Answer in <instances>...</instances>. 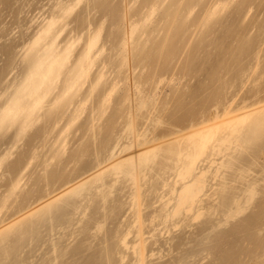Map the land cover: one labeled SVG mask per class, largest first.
I'll return each mask as SVG.
<instances>
[{"label": "rangeland", "instance_id": "1", "mask_svg": "<svg viewBox=\"0 0 264 264\" xmlns=\"http://www.w3.org/2000/svg\"><path fill=\"white\" fill-rule=\"evenodd\" d=\"M145 1H147V3ZM150 1L152 2V0ZM150 1L143 0L145 4H151ZM169 1L170 0H167V1L163 0L162 2L161 0L162 2L161 4L159 0L158 1L156 0V2L160 3L161 5H158L156 2H152L151 5L155 3L154 4L155 6L153 5V7L152 6L150 7L149 5L145 7L146 5L142 3V0H132V1L128 0L129 6L126 5V2H127L126 0L125 1L123 0H86V1L85 0H0V185H1L0 186V206L4 204L3 208L1 209L2 212L0 213L1 218L4 217V215L3 216L1 215L3 214L4 211L12 212V213L14 210L17 211V207H19L17 204L21 203V200H23L22 198H24L25 195L27 196L31 194L33 195V193L34 194L36 193L35 190L37 191L38 189L40 190L42 188L45 189L46 187L44 186L46 184V180H45L44 175H46L48 172L49 173H52L53 171H54L53 173H55L56 171L59 172L60 169L62 168L63 170H66V172L68 171L67 173H69V170H71L70 172L72 174L74 172L73 170H76L79 168V165L80 163L83 162V159L84 161L85 159H87V161H85L86 165H91L89 164V162L96 160L95 153H93L94 150L92 151V149L93 148L96 149V146L98 145L96 141L98 140L99 142L100 135L105 137L104 139L101 136V138H103V140L101 139L102 142L104 140H107L108 137H111L109 139H112L113 135L115 138L122 137L123 139L125 137V139L123 140L124 142L122 141L123 143L129 142L128 141L129 139H127L126 137L128 135L126 136L124 135L126 134L125 129H124L126 125L125 123L127 121L126 114L129 113L127 110L131 108L130 112L132 110L133 113L134 112L140 113V111L138 112L137 110H133L132 109L133 107L130 106V103L133 101V98L135 97L136 98L134 99V101L143 96L144 98L147 97V95L148 97H150V98L148 97L146 98L147 102L149 101L148 106L141 109V113L139 114V118L137 119L139 122V125H138L139 128L138 127L137 128L138 130L141 131V132L139 131V133H142L143 131H145V133L146 131L147 133L149 132L147 134V138H149L148 136L152 135L150 136L152 137V139H156V138H153V134L156 133L155 131L157 130H158L157 134L158 132L160 134V131H161L162 135H163V132L164 133H166L167 131L169 132V135H167V133H166V136L164 135L165 137H163L162 135H159L158 138L160 139L162 137L164 139L167 136L169 139V136L170 134H172L173 130L174 131L176 130L177 134L186 132L184 130L186 129L189 130L188 125H186L187 122H189V120L195 119L194 116L196 117L203 116V115H200L201 113L204 114V117H205V115L206 116L208 115V113L207 114L205 113L209 112L210 110L211 111L209 113L216 112L214 111L216 106L219 107L218 109L221 110V109H224L225 103H226L225 105H227L233 101L234 105L232 103V107H236L235 104L238 105V107L239 106L241 107L243 106V103L247 104L246 101H250L248 102L249 105H247L250 107V106H253V104H256L259 100L264 101V73H262L264 72V61H261V60H264V0H223V1L215 0L217 3L213 0L212 1L211 0L210 1L209 0H196L195 3H197L198 1L199 5L197 4L195 6V3L193 2L195 6L194 10L193 9L190 10V8L194 7L193 4H191L190 8L188 7L185 10L186 12L181 11L184 14L181 13L179 20H182L181 21L182 26H185L187 24L186 27H189V28L188 30L186 29L184 31L181 30L183 29V27L180 29V32L178 33V35L176 36L174 40V42L178 43V44L174 43L177 46L172 43L174 46H176V49L174 50L175 54L172 52L175 47L171 46L172 51L171 50L170 51L174 55L172 56L171 55L172 53L169 51V55L165 54V56L168 55L169 57L168 56L165 57L166 59L164 60L166 62H164L163 60L164 56L155 57V60H154V56H152L151 53L153 51L152 49L156 47L153 46L151 49V46L153 45L152 43L157 44L156 41L159 40L158 39L159 36H160V40H161V37L162 38L164 37L163 27H165L164 23L166 22V18L163 17V15H165V12L162 13V11L166 10L165 8L169 6V4H167L169 3ZM123 2H124V6H123ZM164 2L167 7L164 6L165 5ZM210 2H212V4ZM141 5L143 6V8ZM127 6L129 7L128 9H127ZM130 6L133 9V12L140 8V10H137L136 13L134 12L133 18H132V10L130 9ZM156 6L158 7L161 6V8L157 7L158 9L156 8L155 10L154 7ZM121 7H123V9L126 7L124 9L125 12L123 11ZM163 7L164 9H162ZM153 8L155 10L154 12H153ZM146 9H147V12L150 14L146 12ZM129 10L131 13L129 12ZM187 10L189 11V14H190L189 16L187 15L188 13ZM140 11L141 12L144 11L145 13L143 12L144 13L143 14ZM207 11L208 12L210 11V13H208ZM127 12H128V15L129 13L131 15V16L130 15L128 16V17H131L129 19V21L130 20L132 21V22L130 21L131 23L127 22L128 20ZM124 13H126V19H127L125 21L126 23L124 22V19H123L124 18L123 15L125 16ZM162 19H165V20H162ZM179 20L176 22L177 24L178 23L181 24ZM159 21L160 22L164 21V22H161L163 23L161 24L159 23ZM156 24L159 26L161 25V28H160L162 29L161 32L159 28L155 29V27L157 26ZM133 25L138 26L136 27L137 29L136 28L133 29L134 28ZM49 26H50V29L46 31L45 29L48 28ZM149 26L151 28H149ZM99 28H101L100 29L101 31H99ZM97 30L100 34L99 35L100 37H96L98 34H96L95 37H96V40L97 38L100 40L96 41L97 44L95 43L93 45L94 47L90 48L89 43L95 40L94 34H95V31ZM132 30L134 33H132ZM157 30H159V33H161L159 34L158 38H156L158 35ZM125 32H126V35H125ZM92 33H93V37H92L93 40L92 38H90ZM145 35H148L149 38H147ZM151 36L155 37L156 40L155 38L152 39ZM136 37H138L137 39H142V38L144 39V40H139V43L141 44V41H142L144 47L149 46L148 48L146 47L147 50H143L145 49L143 48V46L140 49L139 47L140 44H138V40L135 41V43H133V41L135 40L134 38ZM144 37L146 38L147 41H150L149 45H146L147 43L144 44V42H146ZM177 37L178 39L180 38V41L177 39ZM130 38L132 42L129 40ZM89 39H91L90 40L91 42L89 41ZM124 39L127 40L128 42L130 41L129 42L130 44L127 41L126 43L128 44H125ZM151 41H154V42H151ZM132 43L134 45H132ZM129 45L130 46L132 45V46L130 47ZM68 46H69V49H68ZM87 46H89V48L91 49L90 50L91 52L89 51L90 53L88 52L89 48L87 49ZM123 47H125L126 49ZM129 48L132 49L131 52L132 51L139 52V50L140 51L142 50V52L144 51L146 52L149 49V52L151 50V53L144 52L145 55H143L142 52H139V53H136L133 57L131 55L134 54V52L131 53ZM134 48H137V50ZM85 51L86 53L88 52L90 54L88 59H87L88 56H86ZM100 51H102V53ZM58 52H60L59 56H58ZM65 52H67L68 54H66ZM148 53L153 57L152 60H153V64L155 63L154 65L151 64L152 61H150L151 59H148L149 58L148 56L147 58L146 57L144 58L145 60L148 59L147 64H145L146 61L144 63L143 61L144 59L142 60L143 63L141 60L140 62L137 60L138 58L139 59L141 58L140 55L143 58L144 56L149 55ZM62 54L64 55L62 56ZM117 54H119L120 56ZM258 55L260 57H258ZM55 56L56 57L58 56L59 58L58 57L56 58ZM62 57L63 58L65 57L63 61L60 60L62 59ZM130 57H132L133 59L132 58L130 59ZM53 58H56L57 59L56 61H59L58 63H60L61 61L63 62L62 65H60L62 62L59 64L60 66L56 65L57 66V68L55 69L56 73L54 74L56 77L57 76L58 77L54 78V74H51L48 76V78L46 77L47 79L46 78L42 79L43 75H39L35 73L38 70V66L41 64L39 68L41 67L42 69H44L45 66L47 67L48 63L50 64V61ZM132 60H137V61H132ZM162 61L164 63H162ZM126 62L128 64H126ZM226 62L230 63L228 67L225 66ZM88 65L90 67H88ZM158 65L159 67L161 65L162 66L159 68ZM35 67L37 68V70ZM150 69H152V72H150L151 71ZM257 69L258 70L260 69V70L258 71ZM154 70H156L157 72L155 71L156 73H154ZM33 71L35 74L33 73ZM118 71L119 72L121 71V72L119 73ZM77 72L79 73L77 74ZM245 72L247 74H245ZM32 74H34V76ZM50 76H52L53 78ZM40 81H42V83H40ZM256 83H259V84H256ZM91 86H93V88ZM217 92L218 93L221 92L220 95ZM214 95L215 97L218 96L217 97L218 100L215 97H211ZM213 98L215 99L213 100ZM39 99L41 102L39 101ZM224 100H226V102L222 103ZM219 101L221 104L219 103ZM173 103H177V104H174L175 107L174 105H172ZM178 103H182L180 104L182 109L179 107L180 108L179 111L177 110L179 108H176L177 105L180 106ZM158 105L160 107H158ZM154 106L157 108V110ZM9 108H11V110L8 111ZM199 108H200L199 111L201 112L197 111ZM187 109L190 111H195L199 113H195V115L193 116L191 112L187 111ZM218 109L217 111L220 114L223 113L222 112L223 110L219 111ZM101 110L103 111V113ZM154 110L156 113H154ZM164 112L166 113L168 112L167 113L168 115ZM170 112L173 114H171ZM100 113H102V116L99 117V115H101ZM152 114H154L155 116H153ZM185 114L186 115L188 114L189 116L188 115L186 116ZM161 115H162V119L164 118L163 121L167 120L166 121L167 123L162 122V119H161L160 123L162 122L163 124L160 125L158 123L159 121L157 122V120L155 119L156 117L157 119L161 118ZM184 115H185V118H183ZM191 115L193 118L191 117ZM110 116L112 118L114 117V122L117 121L115 123L113 122V125L116 126V127L114 126L115 129L114 127L112 128L111 123L110 124L108 123ZM169 116L171 117L175 116V117L171 119ZM153 117H155L154 120L157 123L153 120ZM175 118L178 119L177 122ZM150 119L153 120V123H151ZM200 119L198 120L200 121ZM103 121H105L106 123ZM154 123L158 124L159 129L154 130L155 128H157V126L153 125ZM103 124L105 126H102ZM174 124H175L174 126L175 128L173 127ZM96 126L98 128L99 126H102V128L111 126L112 131H109L110 128H105L104 130L105 133H102V134L97 133L99 132L97 131L96 136H98L99 138L97 137L98 139L96 138L94 142L93 139L95 138V135H94L95 133L93 130H99V129L98 128L92 129V128H96ZM150 126L152 129L150 128ZM153 126L155 128H153ZM73 127H75L76 129L78 128V131H74V129H71ZM176 128H179L180 130ZM181 128H183V132L181 131L182 130ZM91 129H92V133H91ZM106 129H109L108 130L109 132H115V133H113V135L112 133H110L111 135H107L106 132L108 131ZM113 129L115 131H113ZM46 130L51 132L50 134H48V136H47L48 132ZM122 130L123 132H125L123 134L124 136H122V133H121ZM169 130H171L172 132L170 133ZM176 131L173 132V134H175ZM179 131H181V133H179ZM118 132L121 133L119 136H118ZM78 134H80V136H77ZM157 134H154V137H157L156 136ZM115 135L118 137H116ZM172 137L174 136L171 135L170 138ZM47 138L49 140H47ZM84 142H85L84 145H87V146L92 143V145L89 146V147H92V149L88 147L90 149L88 150L91 151L89 153L92 154L94 158H92L91 157L92 155L90 156V154H84V156H82V159L79 160L80 163L79 162L77 163L79 164L78 168H77V164H74L75 162H73L74 165L71 164L72 162L67 163L66 160H64L65 156H67L68 153H71V155L77 153L78 149H80L79 147H82L83 145L81 146V144H83ZM102 142L101 143L99 142V144L102 145ZM122 142L120 141V144ZM262 142L263 141H260V144L262 145L261 147L264 148V144H263L264 142L263 143ZM63 144H65V146ZM63 146L66 148H64ZM99 146L100 145H98L97 147ZM73 149L74 151L75 150L77 151L73 152ZM49 151H53V152L49 153ZM57 151L60 154H58ZM62 152H63V156L61 155ZM78 154L81 158L80 152L75 155H78ZM87 155L90 156L89 158L91 160L92 159L93 160L91 161L87 157ZM14 182H17V186L13 185ZM120 186L122 185H119L118 187L119 189L124 187L123 186L120 188ZM122 192L124 193L125 189L122 190ZM122 192L120 190V192L117 191V194L116 192L114 193V195H116L115 199H118L120 203H121V199L119 200L120 198L119 196L122 194ZM125 193L126 194L128 193L127 190ZM125 193L123 194L124 195L123 197L121 196L122 201L125 200L126 202L125 204L126 206H123L125 208H122L121 210L122 213L123 212L126 213V214H123L125 217L122 214H119L120 216L116 217V222L114 220V223L116 224L108 220L110 222L108 223V225H106L107 224L106 223L105 226L106 227L109 226V227L107 229L105 228V231H103L100 236H97L98 238H100L103 234V236L101 237L102 243L104 240H106L104 239V236H105L104 234H107L108 237L110 238V236L113 233L115 234V231L117 230V228H114V231H112L114 225H118L119 222L121 221L123 222L125 219L129 217L128 214L130 213H129V208L127 205L128 199L126 200L127 195H125ZM26 201L27 200L24 198L22 202L25 203ZM89 204H91V202H89ZM95 204H98V203H92L91 206L93 207H91V209L93 208L92 209L93 211L94 210L99 211L98 209H96L98 207L97 205L95 208ZM115 204H117V200L115 201ZM117 206H119V204H117ZM150 210L151 209H148L147 212H149ZM94 212H92L93 213L92 215L95 214ZM97 213L101 214L99 212H96L95 215H98ZM76 216L78 217V215ZM97 217H100V216H97ZM110 223L114 225L111 226ZM74 226H77V225H74ZM74 226L70 228L72 229ZM109 228L111 229L110 232H109L110 230ZM122 228H123L122 224L121 226L118 225V229H122ZM254 229L252 228L250 229V231L251 232L253 231L254 234H256L258 231L262 232V230L257 231V229L256 230ZM60 231L64 233L66 230L63 232V229H60ZM106 231H108V233ZM185 231H188V232H180V230H177V231H173L174 233L177 232L175 235L173 232H171L170 234L172 235L165 234L164 237L162 238L160 237V239L157 238L159 239L158 240L159 242L156 243L157 246H155L156 244L155 245L153 244L152 246L153 247L155 246L154 248L161 246L160 247L161 249L158 250L159 248L158 247L155 251L156 253L158 251H161L162 254L157 255L160 253L159 252L154 257L149 256L150 258L149 257H148L149 259L147 258L146 263L149 261L148 263L151 264L150 263V260H151V262L153 261L154 264H162V263L167 264L168 261L171 264L173 260V256H175L180 259L176 260L177 258L174 257L173 261H175L176 263L177 261L180 260L179 263L181 264L182 262L183 263L185 262V261H182V258H181L183 254L185 255V256L183 255L184 258H187L185 264H188V263L192 264L191 262H193V264H207L209 263V260L213 264L218 261L216 260L217 258H215V260L213 259L215 255H216L215 257L219 256L218 254L219 251H217L216 248L214 249V251H216V254H214L213 257L210 256L212 259L208 257L209 255H207L206 257L207 253L205 254L206 260H205V257L204 259L202 258V255L204 256V253L203 254L199 253V254L194 255L193 257L192 256L190 257L189 255L192 253H189V252L192 248H194V250L196 251H199L201 246L199 245L198 240H200V238L195 235L192 238L191 234L189 233L190 229L188 228ZM111 232L112 234L110 235ZM207 232L208 231H205V233ZM259 232L257 234H259ZM45 234H47V232L43 233V235ZM58 234L57 236L55 235L56 239L58 237ZM262 234L264 235V231ZM262 234L260 233L259 235L261 236ZM184 235L186 237L188 236L187 237L188 239ZM130 236L131 237L129 238L131 240L132 235ZM170 236L172 238V241L170 240ZM45 237L46 236H44V238ZM97 237L94 239H97ZM114 237L115 235L113 236V238ZM180 237H181V240H180ZM196 237L199 239H197ZM46 238H48V236ZM46 238L45 240H48ZM70 239H71L70 241H72L73 237ZM164 239H165V244L163 242ZM99 240L100 239H98L97 241ZM113 240L111 239L107 241L109 245L111 244L110 241H113ZM167 240L170 242H167ZM97 241H94L93 239H91L90 240L91 243L89 241H85V243L88 242L87 245L92 246V243L93 245L94 244L96 245L98 243ZM175 241L176 242L180 241L179 242L180 243L179 245H181L180 248H178L179 245L174 246L176 249L169 247V245L171 244L170 246H172V244L175 243ZM203 241L209 245L211 243V242L209 243V240L208 241L203 240ZM101 242L98 243V246L99 247L100 245L101 247L103 246L102 249L105 250L106 247L104 245L106 246L108 245L106 241L103 245L100 244ZM161 242L163 243V246ZM196 242L198 243L200 247L196 245L197 244ZM211 244L213 245V243ZM112 245H114V242ZM44 246L45 245H43L42 249L45 248ZM98 246L97 248L96 246L94 247L95 252L96 250L98 251V249H100ZM111 247L113 248L114 246H111ZM195 247H198V248L196 249ZM168 249H171L172 254L174 253L173 256L170 258H168L169 255H167V253L170 255L172 254L170 253V250L169 252H167ZM172 249L173 251L174 250L175 251L173 252ZM91 250H89V253L94 254L93 247L91 248ZM123 250L124 248H122V251ZM183 250L185 251L189 250V252L188 251L183 252ZM37 251L38 250L36 249L35 254L37 253ZM100 251L101 250H99V252ZM39 252L40 250L38 251V253ZM163 252L165 253V255ZM102 253L103 252H100V253L97 252V254L102 255L101 257H103L104 253L103 254ZM126 253H129L130 256H128V258L125 259V260L127 259L128 260L127 261L124 260L123 263L124 264H130V263L137 264V262H134L135 259L134 260L132 259L133 257L132 253L129 251H127ZM186 253H188L189 255ZM194 253L196 252L194 251ZM39 254H37L36 256H38ZM99 255H96V257L95 256L94 257L97 259V256L99 257ZM187 255L189 256L190 260H188ZM199 255L201 256L202 260L199 257ZM160 256L162 257L160 258ZM38 257H36L35 259H38ZM94 257L91 259H88L87 261L88 262L91 261L92 263L98 262V259L96 261ZM155 257H157L158 259ZM129 258H131L130 260H132V262L129 260ZM171 258L172 260H169ZM184 258L183 260H185ZM192 258H193V261L191 260ZM207 258H209V260ZM102 259L103 258H100L99 261L102 262ZM166 259L167 261H165ZM194 259H196L197 261ZM31 260L29 258L27 261L29 262ZM187 260L189 262H187ZM35 261L33 260V264L37 263ZM103 261L105 262H102V264L108 263L107 259L105 260L103 259ZM262 261H263L262 264H264V258L262 259ZM101 262L99 263L101 264ZM179 263L177 262V264Z\"/></svg>", "mask_w": 264, "mask_h": 264}, {"label": "bare ground", "instance_id": "2", "mask_svg": "<svg viewBox=\"0 0 264 264\" xmlns=\"http://www.w3.org/2000/svg\"><path fill=\"white\" fill-rule=\"evenodd\" d=\"M123 1H125V0H123ZM126 1L128 2V0H126ZM129 1H132V0H129ZM159 1L162 4L163 0H162V2H161V0H159ZM213 1H215V0H213ZM127 2H126V5L129 6V2H128V4H127ZM145 2L147 3V1H145ZM152 2H156V0H152ZM152 2L150 1L151 4H152ZM193 2L195 3L196 0H170L169 3H167V4H169L168 7L166 6V4L164 2V4H165L164 6L167 7V8H165L166 10L162 11V13L165 12V15H163V17L166 18V22L164 23L165 27L162 26L164 28L163 29L164 32L162 31L164 34V37L163 38L161 37V40H160L159 34H161V33H159V30L161 32L162 29H160L161 25L159 26L156 24L157 26L155 27V29L159 28V30H157L158 35L156 38H158V36H159L158 39L160 41L159 40H158L159 42L156 41L157 44L152 43L153 45L151 46V49L153 46L156 47V48L152 49L153 50L152 53L154 52L153 53L154 55L151 53V50H150V52H149V49H148V51H146V52L151 53L152 56H154V60H155V57H163V56H164L163 60L166 59L165 57H167L169 55V51L170 50L172 51L171 46H174V45H176L174 43H177V42H174V40H175L176 36L178 35V33L180 32V29L183 27V29H181L182 31H184L186 29L188 30L189 27H186L187 24L185 26H182V23H181L182 20H179V17L181 16V13H182L181 11L186 12L185 10L188 7L190 8V5L193 4ZM204 2H202V3H204ZM142 3H144L143 0H142ZM160 3H157V4L161 5ZM207 3H209V2H207ZM210 3L212 4V2H210ZM151 4H145L144 3V5H146L145 7H147L149 5H150V7L151 6L153 7V5L155 3H153V5H151ZM197 4H198V1H197V3H195V6ZM123 6H124V2H123ZM128 6H127V9L129 8ZM143 6H142V8H143ZM193 6H194V4H193ZM195 6L193 8H190V10L191 9L194 10ZM157 7L158 6L154 7L155 10ZM121 8L123 9V7H121ZM154 8H153V12L155 11ZM158 8H161V6ZM124 9H123V11H124ZM130 9L132 10V18H133L134 12L136 13L137 10H140V8H139L133 12V9L131 8V6H130ZM134 9H136V8H134ZM162 9H164V7ZM202 10H204V9H202ZM129 12H130V10H129ZM143 12H141V13H143ZM146 12H147V9H146ZM149 12H151V11H149ZM130 13H129V15H130ZM198 13H200V12H198ZM208 13H210V11ZM124 14H125V16L123 15V17H124L123 19L125 22L127 19H126V13H124ZM146 14H145V16H146ZM148 14H150V13H148ZM182 14H184V13H182ZM129 15L127 12V17ZM187 15L188 16L190 15L189 11H188ZM207 15H209V14H207ZM130 18L131 17H128V20H127L128 23L131 21V20L129 21ZM162 20H165V19H162ZM178 20L181 24L176 23ZM155 22H156V20H155ZM161 22H164V21H161ZM161 22L159 21V23H161ZM203 22H204V20H203ZM51 24H53V23H51ZM51 24H50V26H51ZM161 24H163V23H161ZM136 25H133L134 28L133 27L132 28L135 29L136 27H138ZM196 25H198V24H196ZM50 26L48 28H46L45 30L48 31L50 29ZM179 26H181V27H179ZM149 28H151V27L149 26ZM165 28H166V30H165ZM100 29L101 28H99V31H101ZM146 29H148V28H146ZM146 29H145V31H146ZM148 31H150V30H148ZM96 32H98V30L95 31V34H94L95 40H93V38H92L93 33L90 37V38H92L93 41L91 42L90 41L91 39H89V41L91 42V43H89L90 48L94 47L93 45L95 43L97 44L96 41L100 40L98 38L96 40V37H100L99 32L98 33H96ZM132 33H134L133 30H132ZM96 34H98V35L96 36ZM138 34H140V33H138ZM125 35H126V32H125ZM148 35H145V36L147 38H149ZM193 37H194V35H193ZM137 38L138 37L134 38L135 40L133 41V43H135V41L138 40V44H140L139 40H144L143 38L142 39H137ZM154 38L155 37H152V39H154ZM156 38H155V40H156ZM152 39H150V40H152ZM177 39H178V37H177ZM191 39H193V38H191ZM129 40L131 41V38ZM178 40L180 41V38ZM126 41L127 40L124 41L125 44H128L130 42V41L129 42L127 41L128 43H126ZM145 41L146 42L143 41L144 44L147 43L146 45H149L150 41H147L146 38H145ZM151 42H154V41H151ZM133 43H132V45H134ZM138 44H136V45H138ZM141 44L139 46L140 49L143 46L142 41H141ZM176 46H174L175 48L172 51L174 54H175L174 50L176 49ZM146 47L143 46V48H145L143 50H147ZM88 48H89V46H87V49ZM90 48H89L88 52L91 50ZM100 48H102V47H100ZM123 48H125V47H123ZM68 49H69V46H68ZM134 49L137 50V48H134ZM131 50L132 49H130V52H131ZM64 51H66V50H64ZM126 51H124V52H126ZM100 52L102 53V51H100ZM133 52H134V54H132L131 56L134 57V55L136 53L142 52V50L141 51L139 50V52L138 51H136V52L132 51L131 53H133ZM144 52H142L143 55H145V53H146V52L145 53ZM59 53L60 52H58V56L60 55ZM65 53L68 54L67 52H65ZM85 53H86V51H85ZM87 53H86V56H88L87 57V59H88L90 54L89 53L87 54ZM173 53L171 54L172 56L174 55ZM165 54H168V55L165 56ZM63 55L64 54H62V56ZM117 55H119V54H117ZM149 55H146L143 58L140 55L141 58L139 59L137 57L138 58L137 60L140 62V60L142 61L145 57L147 58V56H148L149 57L148 59H151L150 61H152L151 64H153V60H152L153 57L151 55L150 56ZM258 57H260V56L258 55ZM56 58H53L50 61V64L48 63L47 67L45 66L44 69H42L41 67L39 68V66L41 65L39 63L40 65L38 66V70L35 67L37 70V72H35V73L39 74V75H43L42 79L46 78V77L48 78L49 75L56 73L55 72V69L57 68L56 65H59L65 59V57L64 58L62 57V59H60V60H62L60 63H58L59 61H56L57 60ZM131 58L132 57H130V59ZM135 58H136V56H135ZM128 59H129V57H128ZM137 60H132V61H137ZM147 60H145V59L143 60L144 63L146 61L145 64H147ZM143 61H142V63H143ZM261 61H264V60H261ZM154 62H156V61H154ZM164 62H166V61L164 60ZM164 62L162 61V63H164ZM99 63H101V62H99ZM62 64H63V62L60 65H62ZM126 64H128V63L126 62ZM229 64H230L229 62H226L225 66L228 67ZM130 66H132V65H130ZM82 67H84V66H82ZM88 67H90V66L88 65ZM127 67H128V65H127ZM158 67H159V65H158ZM131 68H133V67H131ZM152 69H150L151 70L150 72H152ZM155 71L156 70H154V73L157 72V71L156 72ZM249 71H250V69H249ZM85 72H86V70H85ZM33 73H34V71H33ZM78 73L79 72H77V74ZM262 73H264V72H262ZM34 74H32V75L34 76ZM57 74H58V72H57ZM245 74H247V73L245 72ZM30 76H31V74H30ZM52 76H50V77H52ZM80 76H82V75H80ZM55 77L56 76L54 74V78ZM244 77H246V76H244ZM145 81H143V82H145ZM147 81H148V79H147ZM40 83H42V81H40ZM256 84H259V83H256ZM70 87H71V85H70ZM91 87L93 88V86H91ZM258 87H257V89H258ZM223 91H224V89H223ZM220 93L221 92H219L218 94L220 95ZM133 95H134V93H133ZM78 97H79V95H78ZM147 97H148V95H147ZM147 97L144 98V96H143V97L137 99L138 101L137 100L134 101V99L136 97L135 98L132 97L133 101L131 100L132 102L130 103V106L133 107L132 108L133 110H137L138 112L140 111V113H141V109L148 106L149 101L147 102V99H146ZM211 97H215V95L211 96ZM217 97H215V98H217ZM132 98H130V99H132ZM148 98H150V97H148ZM215 98H213V100ZM217 100H218V98H217ZM39 101H40V99H39ZM244 101H246V100H244ZM155 102H156V100H155ZM225 102H226V100H224L222 103H225ZM246 102H247V104L243 103V106H241V107L240 106L238 107V105L235 104V106L238 108L232 107L233 101L227 105H225L226 104L225 103L224 109H221V110H223L222 111L223 113H221V114L217 111V109L219 107H217L215 104L216 107H215L214 111H216V112L209 113L211 110L209 112H206V113L203 112L205 114L208 113V115L207 116L205 115V117H204V114L201 113L200 115H203V116H199L201 119L199 117L194 116L195 113L201 112V111H199L200 108L197 110L199 112L190 111L187 109V111L191 112L192 115L195 117V119L189 120V122H187V124H186V125H188L189 130L186 129V130H184L186 132L181 133V131L183 132V128H181L182 130L179 131V133H181V134H177L176 130H175L176 133L173 134V132H175V131L173 129H171V130H173V132L171 130H169L170 133L172 132V134H170L169 139H168V136L166 137L167 140H166V138H164L165 139L164 140L163 137L166 136V133H167V135H169V132L168 131L166 133L163 132V135H162V133L160 131V134H159V132L157 134V131H158L157 129H159V128H158V124H155V123L153 125L157 126V128H155L154 126H153V128H155L154 130H157V131H155L156 133H154V134H157L156 135L157 137H154L153 132H152V134H153V138H156V139H152V137H150L152 135L148 136L151 139L147 138V134L149 133V132L147 133V131H146V133H145V131H143L142 133H139V131H140V130H138L139 122L137 119L139 118L140 113L136 112L137 113V115H136V113L135 112L133 113L132 110L130 112V109H131L130 108L129 110H127L129 113L126 114L127 115V117H126L127 121L125 123L126 125H125V127L123 126L126 134H124L125 132H123V130L121 132L122 136L128 135L126 137H127V139H129L128 140L129 142L123 143L124 142L123 140L125 139V137L123 139H122V137H118L121 133L118 132V136L115 135L118 138H115L113 135V133H115V132H109V131H112L111 126H112V128L115 126V125H113L114 117L112 118L110 116L108 123L109 124L111 123V126L105 127V128H110V130L106 129L107 131L109 130L106 133H107V135H111L110 133H112V135H113L112 139H109L111 137H108V139L106 138L107 140H104L102 142L103 138L105 139V137L100 135L99 142L100 143L102 142V145L99 144L98 140L96 141V143H98V145H100L99 146L100 148L97 147L98 146L97 145L96 149H94V148L92 149V147H89L92 145V143L89 142L91 144L87 146V145H84L86 142L85 141L83 144H81V146L83 145L82 147L77 146L80 148V149H78L77 153L80 152L81 158H80L79 154L75 155L77 153H75L73 155H71V153H68L67 156H65V158H67L70 154V156L67 159H65L63 157L67 163L72 162L71 164H73V162H75L74 164H77L79 162V160L82 159V156H84V154H90L89 152H91V151H89V150L92 149V151L94 150L93 153H95V156H96L95 159L96 160L92 161L93 159L91 160L89 158L92 154H90V156L87 155V157L92 161V162H89V164H91V165H86L85 161H87V159H85V161L83 159L84 163L82 161H81L82 163L79 162L80 165L77 164V168H78V165H79V168L76 170H73L74 172L72 174L70 172L71 170H69V173H70L69 174V173H67L68 171L66 172V170H63L62 168L60 169L59 172L56 171L57 173L56 172L53 173L54 171L52 172L53 174L48 172L46 175H44L45 180H46V184L44 186V187H46L45 189L42 188L40 190L38 189L37 191L35 190V192H36L35 194L33 192H32L33 195L30 193L32 196L29 194H28L29 196L25 195L24 198L27 201L25 203L22 202L24 200V198H22L23 200H21V203L17 204L19 206V207H17V211L14 210L13 213L4 211L3 214H1L2 216L4 215V217L1 218V216H0V264H33V260L34 261L37 260V261H35V262H37L36 264H100L99 263V262H101V261H99L100 258H103L104 260L107 259L108 263H105V264H120V263L122 264L123 261L126 258H128V256H130L129 253H126L127 251L132 253V255L134 257V258L132 257V259L133 260L135 259L134 262H137V264H147L149 261L147 263H146V261H147V258L149 256L154 257L159 252L160 253L157 255L162 254L161 251H158L159 249H161L160 248L161 246H158L159 248L158 247L154 248L155 246H157L156 243L159 242L158 240L160 239V237L162 238L165 236V234L167 235V234H170L171 232L177 231V230H180V232H188L189 230L185 231V230H187V228L190 229L189 233L191 234L192 238L194 237V235L198 236L200 238V240H198L199 241L198 243L201 246L200 247L197 242H196L197 244L195 243L196 245H198L200 247L199 251H196V250H194V248H192L196 253H194V251L192 249L190 250V252H189V250H186L189 253H192L190 255L188 253H186L190 257L191 256L193 257L194 255L199 254V253L200 254L204 253V256L202 255L203 259H204L206 253H207L206 257H207V255H209L208 257H210V256L213 257L214 254H216V251H214V249L216 248V250L219 251V253H218L219 256L215 257L216 256L215 255L213 257L214 260H215V258H217L216 260H218L217 262H215L213 264H259V263L262 264V262H263L262 259L264 258V235L262 234L264 231L263 230L264 229L263 228L264 227V148L261 147L262 145L260 144V141L264 142V101L259 100L256 104H253V106H250V107L247 106V105H249L248 102H250V101H246ZM219 103H220V101H219ZM174 104H177V103H173L172 105H174ZM178 104L180 105L182 103H178ZM205 105H206V103H205ZM233 105H234V103H233ZM240 105H242V104H240ZM158 107H160V106L158 105ZM174 107H175V105H174ZM179 107L182 109L181 105L180 106L177 105L176 108H179ZM204 107H206V106H204ZM147 108H149V107H147ZM176 108H175V110H176ZM180 108L177 110L179 111ZM149 109H151V108H149ZM160 109H162V108H160ZM212 109H213V107H212ZM9 110H11V108H9L8 111ZM156 110H157V108H156ZM165 110H167V109H165ZM168 110H170V109H168ZM218 110L221 111L220 109H218ZM103 111H104V109H103ZM103 111H102V113H103ZM102 113H100L101 115H99V117L102 116ZM154 113H156L155 110H154ZM164 113H166V112H164ZM171 114H173V113H171ZM152 115L155 116L154 114H152ZM185 115H184V117L183 116L182 117L185 118ZM192 115H191V117H192ZM196 115H198V114H196ZM171 116H173V115H171ZM171 116H169V117L172 119L177 115H175L174 117H171ZM140 117H141V115H140ZM111 118H112V120H111ZM154 118L155 117H153V120H154ZM197 118L200 119V121ZM161 119H162V115H161V118L157 119V117H156L155 120H157V122L159 121L158 123L160 125L163 124L162 122L167 123L166 122L167 120L163 121L164 118L162 119V122L160 123ZM175 119L177 122L178 119L177 118H175ZM153 120H151V123H153ZM179 120H180V118H179ZM184 120H182V121H184ZM103 122H105V121H103ZM115 122H117V121H115ZM77 123H76V125H77ZM98 123H97V125H98ZM67 125H68V123H67ZM102 126H105V125L103 124ZM102 126H99V128L97 126H96V128H92V129H97V128L99 129V130H93L95 133V134L93 133L95 135V138L93 139L94 142H95V139L98 137V136H96L97 133H99V134L105 133V131H104L105 128L104 127L102 128ZM174 126H175V124L173 125V127ZM94 127H95V125H94ZM115 127H114V129H115ZM183 127H185V126H183ZM150 128H151V126H150ZM71 129H74V131H78V128L76 129L75 127L71 128ZM92 129H91V133H92ZM114 129H113V131H115ZM176 129H179V128H176ZM81 130H83V129H81ZM97 131H99V132H97ZM47 132H48L47 133V136H48V134H50L51 132L50 131H47ZM159 135H162L163 137L160 139V138H158ZM171 135L174 137L170 138ZM77 136H80V134H78ZM101 136L103 138H101ZM113 137H114V139H113ZM119 138L122 140H120ZM85 139H87V138H85ZM47 140H49V139L47 138ZM90 141H91V139H90ZM120 141L121 142L123 141V142L120 144ZM96 143H94V144H96ZM52 144H54V143H52ZM65 144H63V145L65 146ZM67 144H69V143H67ZM94 147H95V145H94ZM64 148H66V147H64ZM53 151H49V153H51ZM75 151H77V150H75ZM75 151L73 149V152H75ZM58 154H60V153L58 152ZM52 155H53V153H52ZM61 155L63 156V152ZM35 157H37V156H35ZM56 157H58V156H56ZM91 157L94 158L93 155ZM83 158H85V157H83ZM89 159H88V161H89ZM83 164H85V165H83ZM68 166H69V164H68ZM17 178H19V177H17ZM58 183H59V185H58ZM118 184L122 185V186H120V188L123 186L125 188L123 187V188L119 189ZM13 185L17 186V182H14ZM117 185H118V187H117ZM124 189H125V192H126V190L128 192L127 194L125 192L124 193H125V195H127L126 200L128 199L127 205H128L130 214H128L129 217L127 219H125L123 222L121 221L122 223L118 221L119 222V224H118V222H117V224L119 226H121V224H122V227H123L122 229H118V225H114V224H116V223H114V220L116 222V217L120 216L119 214H122V215L126 214L124 212L123 213L121 212L122 208H125L123 206H126L125 200L122 201V197L124 196L123 195L124 193L122 192V190H124ZM120 190L122 192V194L119 196L120 197L119 200L121 199V203H120V201H118V199H115L116 195H114L115 192L117 194V191L120 192ZM116 200H117V204H119V206H117V204H115ZM89 202H91V204H89ZM92 203H98V204H95V208L97 205L98 207L96 209H98L99 211L94 210L95 211L94 212L92 210L93 208L91 209V207H93V206H91ZM3 205L4 204L1 205L2 207L0 206L1 207L0 213L2 212L1 209L3 208ZM128 208H127V210H128ZM148 209H151V210L149 212H147ZM92 212H94L95 214H96V212H99L101 214L97 213L98 215L94 214L95 215L94 216V215H92L93 214ZM6 215H7V217H6ZM76 215H78V217ZM97 216H100V217H97ZM108 220H110L112 223H114V224L110 223L111 226L114 225L113 229L110 227L112 229V231H114V228H117V230L115 231V234L113 233L115 235L114 238H113L114 235L112 234V232L110 233V235L112 234L113 236L111 235L110 238L108 237L107 234H104L105 235L104 239H106V240L103 239L104 241L102 243L101 237L103 236V234L100 238H98L97 236H100L101 233L103 231H105V228L107 229L109 227V226L108 227L105 226L106 223H107L106 225H108V223L110 222ZM117 220H118V218H117ZM74 225H77V226H74ZM72 226H74V227L71 229L70 227H72ZM115 226H117V227H115ZM251 228L252 229L255 228L254 230L257 229V231L262 230V232L261 231L260 232L258 231V232H259V234L261 233L263 236L262 235L260 236L259 234H257L258 232L256 234H254V232L252 231L253 232L252 233L250 231ZM60 229H63V232L65 230L66 231L64 233H62L61 232L62 230L60 231ZM69 229H71V230H69ZM111 229L109 230V232L111 231ZM44 231H46L47 234L43 235V233H46ZM205 231H208V232L205 233ZM58 232H59V234H58ZM106 232L108 233V231H106ZM106 232H104V233H106ZM176 233H174V235ZM57 234H58V237L56 239L55 237L57 236ZM130 235H132L131 240L129 238V237H131ZM170 235H172V234H170ZM44 236H46V237L48 236V238L45 237L48 240H45ZM157 236H159V237H157ZM72 237H73V239H72V241H70L71 240L70 238H72ZM96 237H97V239H94ZM105 237H107L109 240H111V239L112 240L115 239V240L110 241L111 244L109 245V243L107 242L109 240ZM157 238H159V239H157ZM199 238H197V239H199ZM91 239H93L94 241H97L98 239H100L97 242L98 243L101 242L100 244H102V245L106 241L108 246L104 245L106 247V248L104 247L105 248V250H104V249H102L103 246L101 247L100 244H99L100 247L98 246V243L96 245L95 244L93 245V243H92V246L87 245L88 242L85 243V241L90 242ZM170 240L172 241L171 236H170ZM180 240H181V237H180ZM203 240H205V241L209 240V243L211 242V243H213V245L211 243L209 245V244L205 243ZM113 242H114V245H112ZM163 242L165 244V239ZM167 242H170V241L167 240ZM179 242L175 241V243H173L172 246H170L171 245L170 244L169 247L176 249L174 246L175 245L178 246L180 244ZM214 242H215V244H214ZM185 243H187V242H185ZM153 244L154 245L156 244V245L153 247L152 246ZM195 244H194V246H195ZM43 245H45L44 249H42ZM95 246H96V248H97V246L100 248V249H98V251L96 250V252L94 250ZM111 246H114V247L112 248ZM162 246H163V243H162ZM180 246L181 245H179L178 248H180ZM92 247L94 250V254L96 253L95 255L93 253H89V250H91ZM119 247H120V249H119ZM122 248H124V250L126 249L125 252H124V250L122 251ZM157 248H158V250H157L158 252L156 253L155 250ZM195 248L197 249L198 247H195ZM36 249L38 251L40 250V252H39L40 254L38 253V251L35 254ZM173 249H172V251H173ZM41 250H43V251H41ZM99 250H101L100 252L104 253V254L102 253L103 257H101L102 255L97 254V252L100 253ZM169 250L171 253V249H168L167 252H169ZM186 251L183 250V252H186ZM37 254H39L38 255L39 257L36 256ZM173 254L170 255L167 253V255H169L168 258L172 257ZM96 255H99V257L97 256L98 262L92 263L91 261L90 262L87 261L88 259H91L94 256L96 257ZM164 255H165V253H164ZM164 255H162V256H164ZM183 255L181 256L182 261L186 262L187 258H184L185 255L184 256ZM188 255H187L188 260H190ZM33 256H35V257H33ZM162 256H160V258ZM31 257L34 259H32ZM36 257H38V259H35ZM174 257L175 256H173V260H174ZM199 257L201 258L200 255H199ZM206 257H205V260H206ZM29 258H30V260L31 259L32 260L28 262L27 260ZM155 258H157V257H155ZM175 258H177V257H175ZM183 258L185 260H183ZM202 258H201V260H202ZM97 259H96V261H97ZM103 259H102V262H105V261H103ZM130 259L131 258H129V260ZM178 259H180V258H177L176 260H178ZM207 259L209 260V258H207ZM127 260H125V261H127ZM169 260H172V258ZM173 260H172L171 264L175 263V261H173ZM188 260H187V262H189ZM191 260L193 261V258ZM194 260H196V259H194ZM130 261L132 262V260H130ZM165 261H167V259ZM102 262H101V264H102ZM177 262L179 263L180 260ZM177 262L175 264H177ZM185 262L184 263L182 262L181 264H185ZM150 263L154 264V262L153 261L151 262V260H150ZM168 263L170 264L169 261L167 262V264ZM191 263L193 264V262H191ZM199 263H200V261H199ZM209 263L212 264V262H210V260H209ZM209 263H207V264H209Z\"/></svg>", "mask_w": 264, "mask_h": 264}]
</instances>
